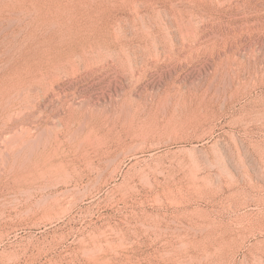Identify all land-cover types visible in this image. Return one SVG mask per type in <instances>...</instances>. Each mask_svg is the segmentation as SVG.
<instances>
[{
  "label": "rangeland",
  "instance_id": "374dc122",
  "mask_svg": "<svg viewBox=\"0 0 264 264\" xmlns=\"http://www.w3.org/2000/svg\"><path fill=\"white\" fill-rule=\"evenodd\" d=\"M0 264H264V0H0Z\"/></svg>",
  "mask_w": 264,
  "mask_h": 264
},
{
  "label": "bare ground",
  "instance_id": "6f19581e",
  "mask_svg": "<svg viewBox=\"0 0 264 264\" xmlns=\"http://www.w3.org/2000/svg\"><path fill=\"white\" fill-rule=\"evenodd\" d=\"M191 118L180 124V126L172 128L171 132H169L164 138L154 143L151 142L150 145L146 144L147 146L142 145V147L136 150L141 153L162 151L165 156H171V163L169 164L175 166V168L181 169L182 171L187 170L193 172L195 169H199L201 167L205 168L210 164H213V162L216 161V158L208 154L206 147L203 145L207 142V140H209L208 137L198 135L195 132L199 125L200 118L198 116ZM104 147L106 150H110L111 148V146L107 144ZM96 152L100 153L99 150ZM156 163L158 162L156 161ZM59 185L60 184H58V186Z\"/></svg>",
  "mask_w": 264,
  "mask_h": 264
}]
</instances>
